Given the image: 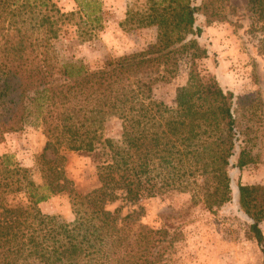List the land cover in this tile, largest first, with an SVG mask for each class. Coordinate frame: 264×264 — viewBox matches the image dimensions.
Returning <instances> with one entry per match:
<instances>
[{
	"label": "trees",
	"instance_id": "obj_1",
	"mask_svg": "<svg viewBox=\"0 0 264 264\" xmlns=\"http://www.w3.org/2000/svg\"><path fill=\"white\" fill-rule=\"evenodd\" d=\"M147 1L146 11L130 7L128 22L157 25V40L92 69L61 59L55 42L70 26L83 40L93 37L102 0H76L71 12L54 0H0V142L28 124L47 137L34 169L12 153L0 156V264H170L181 232L142 224V206L122 215L108 204L188 192L213 211L232 200V158L239 169L260 160L261 94L224 90L198 68L209 56L198 18L206 26L233 23L237 7L230 0ZM246 3L247 33L264 55V0ZM184 58L189 78L175 104L155 98V86L173 80ZM111 120L120 122V138L108 134ZM61 150L91 156L99 186L78 192ZM61 193L70 197L72 221L40 207ZM238 202L264 261V184L240 183Z\"/></svg>",
	"mask_w": 264,
	"mask_h": 264
},
{
	"label": "rangeland",
	"instance_id": "obj_2",
	"mask_svg": "<svg viewBox=\"0 0 264 264\" xmlns=\"http://www.w3.org/2000/svg\"><path fill=\"white\" fill-rule=\"evenodd\" d=\"M54 1L63 12L78 9L76 0ZM102 1V23L93 37L83 40L77 36L76 28L70 26L67 34L55 42L61 59L81 60L90 68L97 69L112 57L146 49L157 40V25L135 26L128 22L130 7L135 3L137 8L139 6L146 11L149 1ZM246 1L230 0L239 14L232 16L233 23L216 22L206 26L204 18H198V24L204 28L199 41L209 50L207 58L198 60V68L202 75L224 90H231L237 95L259 92L264 99V55L258 54L247 33L250 18ZM194 2L199 4L200 0ZM189 70V61L182 59L177 76L170 82L155 86V98L175 104L178 88L188 82ZM108 134L120 138L118 120L109 122ZM46 143L42 126L28 124L21 131L6 135L5 140L0 142V156L12 153L22 166L34 169ZM255 151L260 153V160L243 169L236 167L237 157L232 158L233 166L229 170L232 200L213 211L205 208L203 203L195 202L188 192L158 195L138 203L119 199L107 207L111 210L121 207L122 215H126L138 212L142 206V224L181 232L170 264H264L262 250L249 231L250 219L242 212L238 202L240 183L264 184V115L261 138ZM60 153L66 156V174L74 181L78 192L85 194L99 186L96 165L91 156L68 150H61ZM46 156L52 159L55 153L49 150ZM40 207L45 214L60 215L68 221L75 218L67 193L53 196ZM261 226L264 232V221Z\"/></svg>",
	"mask_w": 264,
	"mask_h": 264
}]
</instances>
